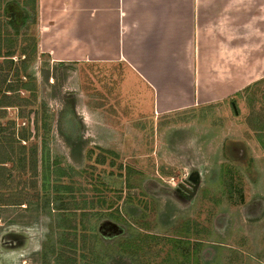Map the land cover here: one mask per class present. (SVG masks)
Returning a JSON list of instances; mask_svg holds the SVG:
<instances>
[{
  "label": "rangeland",
  "instance_id": "obj_1",
  "mask_svg": "<svg viewBox=\"0 0 264 264\" xmlns=\"http://www.w3.org/2000/svg\"><path fill=\"white\" fill-rule=\"evenodd\" d=\"M35 2L0 0V264H264V79L159 113L40 52Z\"/></svg>",
  "mask_w": 264,
  "mask_h": 264
},
{
  "label": "crops",
  "instance_id": "obj_2",
  "mask_svg": "<svg viewBox=\"0 0 264 264\" xmlns=\"http://www.w3.org/2000/svg\"><path fill=\"white\" fill-rule=\"evenodd\" d=\"M33 9L40 52L128 67L159 113L217 105L264 79V0H36Z\"/></svg>",
  "mask_w": 264,
  "mask_h": 264
},
{
  "label": "trees",
  "instance_id": "obj_3",
  "mask_svg": "<svg viewBox=\"0 0 264 264\" xmlns=\"http://www.w3.org/2000/svg\"><path fill=\"white\" fill-rule=\"evenodd\" d=\"M0 56H3V55H1L0 54ZM9 159V158H8ZM7 161L8 160H6V158L4 159L1 155H0V172H1V170H3V169H6L5 168V164L7 163ZM17 205L18 203L16 202V203H10V202H8V203H4V200L3 201H0V205Z\"/></svg>",
  "mask_w": 264,
  "mask_h": 264
}]
</instances>
